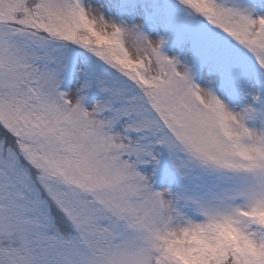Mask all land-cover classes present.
<instances>
[{"label":"snow or ice","instance_id":"snow-or-ice-1","mask_svg":"<svg viewBox=\"0 0 264 264\" xmlns=\"http://www.w3.org/2000/svg\"><path fill=\"white\" fill-rule=\"evenodd\" d=\"M0 264H264V0H0Z\"/></svg>","mask_w":264,"mask_h":264}]
</instances>
